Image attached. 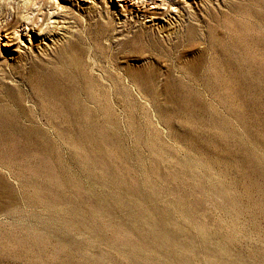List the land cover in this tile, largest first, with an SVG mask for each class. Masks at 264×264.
<instances>
[{
	"label": "rangeland",
	"instance_id": "374dc122",
	"mask_svg": "<svg viewBox=\"0 0 264 264\" xmlns=\"http://www.w3.org/2000/svg\"><path fill=\"white\" fill-rule=\"evenodd\" d=\"M180 1L200 20L179 40L144 30L178 9L133 0H49L54 32L0 33V264H264V0ZM77 28L82 71L47 82Z\"/></svg>",
	"mask_w": 264,
	"mask_h": 264
},
{
	"label": "bare ground",
	"instance_id": "6f19581e",
	"mask_svg": "<svg viewBox=\"0 0 264 264\" xmlns=\"http://www.w3.org/2000/svg\"><path fill=\"white\" fill-rule=\"evenodd\" d=\"M1 1V0H0ZM2 1H5V0H2ZM6 1H10V0H6ZM5 1V2H6ZM49 1V0H48ZM48 1L47 0H24V1H20V0H14V2H13V4H15L16 3V9H17V12H15V14L17 15V17L15 16V18L11 21V22H6L5 21V26H3V29L1 30L0 29V33L1 32H4L6 35H8V36H10V35H12V37L16 34L17 35V29L18 28H20L21 26L20 25H22V23H23V26H25V28H29V30H31L32 28H35L36 30H38V31H41V32H45V31H47L48 32V30H49V32H54V30L56 29L55 27L54 28H52L51 29V24L52 23H50V21L53 19V18H51L50 16V18H47V14H44L43 12H44V10H45V8L47 7V4H48ZM133 1H137V3H138V5H137V8H139V9H136L135 11H133L134 12V14H137V15H142V16H144L145 18H151V19H160V18H165V17H167V16H169V14L170 13H172L171 11H169V9L170 8H174V9H178V15H175L176 16V19H175V23H172V22H170L169 23V25H165V26H159V28L158 29H155V28H152V27H147L146 29H144L145 30V32H146V34H147V36H148V38L149 39H152V40H163V39H166V40H168L169 38H175V40H179L180 38L182 39V30H183V28H184V25L186 24V22L188 21V20H190V19H194V20H196L195 19V17H196V12H195V10H193L194 8H193V5L192 4H190L189 2H183V1H180V0H178V1H176V0H159V2H158V0H133ZM141 2V4H139ZM151 2V3H150ZM195 2V1H194ZM219 1L218 0H216V2L215 1H213V0H199V2H198V4L200 5L199 6V10L200 11H205V12H208V11H210V10H212L214 7H215V4L216 3H218ZM18 3V4H17ZM2 5H3V3H1ZM7 4V3H6ZM5 4V5H6ZM9 5H12V3H11V1L8 3ZM7 4V5H8ZM22 4V5H21ZM150 4L151 5H154L153 7V9L154 10H149L148 8H146V9H144L143 7H145V6H147V7H149L150 6ZM1 5V6H2ZM17 5H18V7H17ZM20 5H21V7H20ZM13 6H15V5H13ZM12 6V7H13ZM168 6V9L167 10H165V8ZM219 6V8H220V5H217V7ZM6 7V6H5ZM9 7V6H8ZM7 7V8H8ZM197 7V6H196ZM223 8V7H222ZM198 9V8H197ZM224 10V9H223ZM222 10V11H223ZM231 10V9H230ZM229 10V11H230ZM49 11V10H48ZM215 11V10H214ZM228 11V10H227ZM213 12V11H212ZM216 12V11H215ZM221 12V11H220ZM35 13H37V15L36 16H34L35 15ZM49 14H50V12H49ZM52 16H55L56 15V9H54L53 11H52ZM69 14V13H68ZM209 14V13H208ZM212 14V13H211ZM214 14V13H213ZM216 14V13H215ZM222 14V13H221ZM70 15V14H69ZM71 15H72V12H71ZM206 15V14H205ZM57 16H58V14H57ZM202 16V15H201ZM213 16V15H212ZM69 17V16H68ZM71 17V16H70ZM173 17V16H172ZM216 17V16H215ZM174 18V17H173ZM204 18H205V16H204ZM207 18V17H206ZM199 19V18H198ZM197 19V20H198ZM76 21L74 22L77 26L76 27H78V26H80L81 24H80V22H78V19H75ZM153 20V21H154ZM196 20V21H197ZM200 20V19H199ZM202 20V19H201ZM207 20V19H206ZM191 21H193V20H191ZM209 22V21H208ZM211 22V21H210ZM56 23V22H55ZM193 23V22H192ZM191 23V24H192ZM196 23V22H195ZM201 23V22H200ZM46 24V25H45ZM194 24V23H193ZM188 25V24H187ZM198 25V24H197ZM43 26H45L46 28L45 29H43L44 27ZM208 26V25H207ZM191 26H189L188 28H190ZM195 27V26H194ZM207 28H210V27H207ZM78 30L77 31H75V32H73V33H70V39L68 40V43H66L67 45H65L64 47H62V48H58V50L54 53V55L52 56L53 58H55L56 59V61H57V65L59 66V71H55V69L53 70V71H49L50 72V75L49 76H47L46 78H45V80L47 81V82H49V83H54V85H55V83L57 82V80L60 78H56L57 77V73L58 72H60L62 75H65L66 77H68V80H69V82H70V79L69 78H72V79H74V78H76V76L78 75V74H80V72L82 71V67L85 65V60L84 59H81V58H79V57H76V56H72L71 55V53H70V51L71 50H76V49H78V47H79V44L82 42H80V40H81V31H80V29L79 28H77ZM191 29V28H190ZM190 29H188L189 31H191ZM194 29V28H193ZM198 29V28H197ZM200 29V28H199ZM201 30V29H200ZM205 30H207V29H205ZM197 31V30H196ZM203 31V30H202ZM202 31H200V33L202 32ZM184 32V31H183ZM207 32V31H206ZM206 32H205V34H206ZM193 33H195V32H193ZM189 34V33H188ZM196 34V33H195ZM15 35V36H16ZM142 35V34H141ZM200 35V34H199ZM207 35H209V34H207ZM206 35V36H207ZM140 36V35H139ZM138 35H137V37H139ZM144 36V35H143ZM193 36V35H192ZM195 36V35H194ZM205 36V35H204ZM90 37H91V35H90ZM90 37H88V38H90ZM186 37V36H185ZM198 37V36H197ZM201 37V36H200ZM147 38V39H148ZM193 38V37H192ZM205 38H207V37H205ZM91 39V38H90ZM136 39V38H135ZM145 39V38H144ZM184 39V38H183ZM200 39H203V38H200ZM92 40V39H91ZM94 40V39H93ZM92 40V41H93ZM134 40V39H133ZM137 40V39H136ZM139 40H140V38H139ZM170 40V39H169ZM191 40V39H190ZM198 40V39H197ZM117 41V40H116ZM138 41V40H137ZM143 41V40H142ZM142 41H140V42H142ZM165 41V40H164ZM173 41V40H172ZM184 41V40H183ZM187 41V40H186ZM204 41V40H203ZM133 42V41H132ZM139 42V41H138ZM174 42V41H173ZM181 42V41H180ZM191 42H192V40H191ZM194 42V41H193ZM197 42V41H196ZM195 42V43H196ZM199 42V41H198ZM201 42V41H200ZM93 43V42H92ZM176 43V42H175ZM189 43V42H188ZM194 43V44H195ZM205 43H208V42H206V40H205ZM94 44V43H93ZM126 44V43H125ZM140 44V43H139ZM143 44V43H142ZM91 45V44H90ZM145 45V44H144ZM180 45V44H179ZM183 45V44H182ZM199 45H201V44H199L198 43V46ZM93 46V45H92ZM131 46V45H130ZM136 46V45H135ZM134 46V47H135ZM142 46V45H141ZM190 46V45H189ZM95 47V46H94ZM106 47V46H105ZM108 47H109V45H108ZM139 47H140V45H139ZM151 47V46H150ZM170 47V46H169ZM181 47V46H180ZM207 47V46H206ZM187 48V47H186ZM198 48V47H197ZM196 48V49H197ZM204 48H205V45H204ZM82 49V48H81ZM109 49V48H108ZM173 49V48H172ZM95 50V49H94ZM178 50V49H177ZM179 50H180V48H179ZM178 50V51H179ZM184 50H185V48H184ZM187 50H189V49H187ZM192 50V49H191ZM190 50V51H191ZM204 50H206V48L204 49ZM218 50V49H217ZM79 51V50H78ZM147 51V50H146ZM173 51V50H172ZM182 51H183V49H182ZM181 51V52H182ZM76 52H77V50H76ZM184 52V51H183ZM84 53V52H83ZM145 53V52H144ZM147 53H148V51H147ZM147 53H145V54H147ZM178 53V52H177ZM128 54H130V53H128ZM182 54V53H181ZM176 55V54H175ZM178 55V54H177ZM201 55V54H200ZM94 56V55H93ZM122 56H123V54H122ZM128 56V55H127ZM130 56H132V58L134 57V58H136V59H142L143 58V50L142 49H139V48H136V49H134L132 52H131V55ZM141 56H142V58H141ZM146 56V55H145ZM148 56V55H147ZM52 57H51V59H52ZM150 57V56H149ZM148 57V58H149ZM174 57H176V56H174ZM178 57V56H177ZM185 57V56H184ZM203 57V56H202ZM154 58V57H153ZM199 58H200V56H199ZM44 60L45 59H43V58H41L40 56H38V55H35V54H26L25 55V58H24V62L26 61L30 66H36V67H41L42 66V64L44 63ZM114 61H115V58L113 59ZM121 60V59H120ZM177 61L176 62H178V59H176ZM196 60H197V58H196ZM92 61H93V65H92V69H93V66H99L98 64H97V62L95 61V60H93L92 59ZM111 61V60H110ZM126 61V60H125ZM151 61V60H150ZM50 62V61H49ZM90 61H88V63H89ZM109 62V61H108ZM121 62V61H120ZM184 62V61H183ZM87 63V64H88ZM181 63V62H180ZM191 63V62H190ZM86 64V65H87ZM153 63L151 62L149 65H147V67L146 68H152L153 67V65H152ZM192 64V63H191ZM109 65V64H108ZM181 66H183L182 64H180ZM88 66H90V65H88ZM87 66V67H88ZM142 66V65H141ZM146 66V65H145ZM165 66V65H164ZM185 66V65H184ZM190 66V65H189ZM188 66V67H189ZM36 67H34V69L36 68ZM57 67V66H56ZM86 67V68H87ZM101 67V66H100ZM104 67V66H103ZM53 68H55V67H53ZM91 68V67H90ZM89 68V69H90ZM113 68H114V71L116 70V71H118V70H122L123 71V75H126V78H128L129 77V73H131V67L130 66H128L127 64H126V62H122L121 64H114V66H113ZM186 68V67H185ZM38 69V68H37ZM40 69V68H39ZM85 69V68H84ZM88 69V70H89ZM102 69V68H101ZM100 69V70H101ZM112 69V68H111ZM47 70H49V69H47ZM50 70H52V69H50ZM95 70V69H94ZM105 70H107V69H105ZM156 70V69H155ZM160 70V69H159ZM85 71V70H84ZM108 71V70H107ZM111 71V70H110ZM158 71V70H157ZM92 72V71H91ZM141 72H143V70L141 71ZM84 73V72H83ZM88 73V72H87ZM90 73V72H89ZM102 73H104V72H102ZM111 73V72H110ZM115 73V72H114ZM140 73V72H139ZM84 74H86V73H84ZM83 74V75H84ZM117 73H115V75H116ZM135 74V73H134ZM47 74H45V76H46ZM83 75H81V76H83ZM90 75V74H89ZM100 75H103V74H100ZM112 75H113V71H112ZM148 75V74H147ZM60 76V75H59ZM105 76L107 77V75L105 74ZM141 76V75H140ZM92 77H94L93 75H92ZM104 77V76H103ZM106 77H104V78H106ZM112 77V76H111ZM142 77V76H141ZM146 77H148V76H146ZM84 78V77H83ZM121 78V77H120ZM137 78V77H136ZM139 78V77H138ZM57 79V80H56ZM71 79V80H72ZM129 79H131V78H128V80ZM141 79V78H140ZM75 80V79H74ZM101 80V79H100ZM109 80V79H108ZM131 80H133V79H131ZM172 80V79H171ZM60 81V80H59ZM67 81V80H66ZM115 81V80H114ZM119 81V80H118ZM130 81V80H129ZM103 82H105V81H103ZM110 82V81H109ZM133 82H134V80H133ZM136 82V81H135ZM177 82V81H176ZM112 83H114V82H112ZM123 83V82H122ZM52 84H51V86H52ZM58 84V83H57ZM68 84V83H67ZM115 84V83H114ZM184 84V83H183ZM60 85V84H59ZM109 85H110V83H109ZM169 85V84H168ZM178 85H181V84H178ZM185 85H187V84H185ZM58 86V85H57ZM112 86H114V85H112ZM167 86V85H166ZM171 87V86H170ZM170 87H168V88H170ZM182 87V86H181ZM116 88V87H115ZM173 88H175L174 87V84H173ZM51 89V88H50ZM53 89V88H52ZM58 89V88H57ZM56 89V90H57ZM54 90V89H53ZM55 90V91H56ZM59 90V89H58ZM169 95V94H168ZM196 96V95H195ZM188 97V96H187ZM179 99H180V97H179Z\"/></svg>",
	"mask_w": 264,
	"mask_h": 264
}]
</instances>
